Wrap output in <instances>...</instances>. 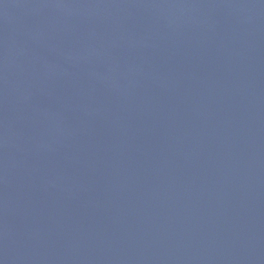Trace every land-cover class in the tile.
<instances>
[{"label":"water","instance_id":"obj_1","mask_svg":"<svg viewBox=\"0 0 264 264\" xmlns=\"http://www.w3.org/2000/svg\"><path fill=\"white\" fill-rule=\"evenodd\" d=\"M0 264H264V0H0Z\"/></svg>","mask_w":264,"mask_h":264}]
</instances>
